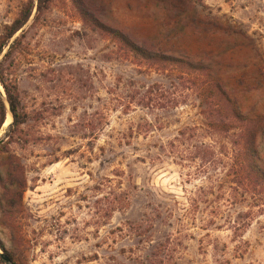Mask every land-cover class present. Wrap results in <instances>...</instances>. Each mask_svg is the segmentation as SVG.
I'll list each match as a JSON object with an SVG mask.
<instances>
[{
  "label": "rangeland",
  "instance_id": "obj_1",
  "mask_svg": "<svg viewBox=\"0 0 264 264\" xmlns=\"http://www.w3.org/2000/svg\"><path fill=\"white\" fill-rule=\"evenodd\" d=\"M93 1L101 24L154 37L135 1ZM195 1L248 34L264 60V0ZM32 2L0 0V43ZM237 40L226 38L215 69L201 74L133 54L74 0L42 13L36 4L0 58L26 116L7 139L13 117L0 82L6 253L17 264H264V186L248 169L264 171V89L249 90L250 42ZM214 74L241 119L217 91L203 92ZM258 118L254 153L243 129Z\"/></svg>",
  "mask_w": 264,
  "mask_h": 264
},
{
  "label": "trees",
  "instance_id": "obj_2",
  "mask_svg": "<svg viewBox=\"0 0 264 264\" xmlns=\"http://www.w3.org/2000/svg\"><path fill=\"white\" fill-rule=\"evenodd\" d=\"M52 1L53 0H36L38 12L42 13L46 11ZM90 1L94 3L93 0H74L81 14L86 19L94 23L96 26L103 25V27L108 29L116 39L122 41L133 54L138 55L145 60L163 64L165 66L180 64L182 67H185L190 71H195L196 73L202 74V72L205 71L210 72L215 69L214 67L218 63L216 59L219 57V51L225 46L230 47V44H226L225 42L226 38L235 41L236 38H238L237 42L249 41L250 43L248 45L251 47H249L251 52L250 60L254 67V81L257 83V86L254 84L251 85L249 90L254 89V87L264 89V60L262 58L258 59V56H261L256 45L250 40L251 37L244 31L239 30L236 26L225 24L211 14L204 12V7L197 3V1L126 0L129 3L136 2L138 13H140L139 17L144 22L152 20L154 37H144L140 39L134 38L133 35H130L133 34V32L128 30L115 29L113 27H108L105 24H101L102 18L99 10H94L91 4H89ZM36 4L35 2H32L24 7L15 22L8 28L7 35L0 43V58L3 56V53L9 46L11 40L29 22ZM20 40L21 39L18 38L10 45L8 52L5 54L4 60L9 58L18 48L21 43ZM233 47L242 48V45H236ZM224 55H226L225 51L222 56ZM1 68L2 63H0V71ZM214 75L217 77L216 74ZM198 77L202 76L198 75ZM217 78L218 79H213L211 86H208L209 88L202 91L208 92L209 97L212 99L217 91L226 102L237 106V102L234 100V98L237 99V97H233V92L229 90L226 84H223L219 80V77ZM0 82L6 90L10 112L13 117V123L10 127L7 138L12 139L13 135L20 131L23 125L26 124V116L21 110V103L19 95L17 94V89L7 83L5 78L1 76V72ZM236 93L235 90V95H237ZM236 113L237 114L233 117L235 119H241V113L238 110V106L236 107ZM6 115L7 107L3 99L0 97V129L5 124ZM243 120L246 121L245 118H243ZM261 122V118L252 120V122H248L245 129H243V136L246 138L247 144L253 148L254 153H258L259 151V138L257 135L261 129ZM9 141H0V159L2 155L1 153H4L7 146L10 144ZM8 159H13V157ZM8 167H11V165L9 164ZM248 169H250L251 175L254 176L255 181L257 180V183H259L258 186H264V171H262L261 166L255 163ZM243 170L245 171L246 167H244ZM0 177H3L2 172H0ZM13 211L12 213L16 214V210ZM0 246L5 252H7L6 246L1 239ZM9 256L16 263L13 255L10 254Z\"/></svg>",
  "mask_w": 264,
  "mask_h": 264
},
{
  "label": "water",
  "instance_id": "obj_3",
  "mask_svg": "<svg viewBox=\"0 0 264 264\" xmlns=\"http://www.w3.org/2000/svg\"><path fill=\"white\" fill-rule=\"evenodd\" d=\"M1 258L6 264H15L14 261L4 250L1 251Z\"/></svg>",
  "mask_w": 264,
  "mask_h": 264
},
{
  "label": "bare ground",
  "instance_id": "obj_4",
  "mask_svg": "<svg viewBox=\"0 0 264 264\" xmlns=\"http://www.w3.org/2000/svg\"><path fill=\"white\" fill-rule=\"evenodd\" d=\"M10 124H11V116L8 117L6 125H10Z\"/></svg>",
  "mask_w": 264,
  "mask_h": 264
}]
</instances>
